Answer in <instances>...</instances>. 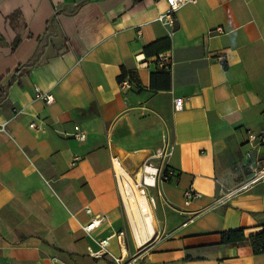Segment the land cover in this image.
<instances>
[{
	"label": "crops",
	"instance_id": "0c3cea01",
	"mask_svg": "<svg viewBox=\"0 0 264 264\" xmlns=\"http://www.w3.org/2000/svg\"><path fill=\"white\" fill-rule=\"evenodd\" d=\"M166 8L164 0H0V264H116L119 256L264 264L248 241L225 244L220 235L264 230V179L225 197L264 165V146L248 141L264 132V0L186 3L170 36L157 20ZM161 52L170 69L156 67ZM35 87L53 101L36 98ZM141 113L169 123L167 161L178 176L144 187L155 232L137 249L111 156L141 180L163 144L159 136L149 146L123 143L136 141L122 133ZM77 126L86 140L74 138ZM189 187L201 197L185 205ZM96 214L105 220L86 232ZM119 230L134 251L112 236Z\"/></svg>",
	"mask_w": 264,
	"mask_h": 264
},
{
	"label": "built area",
	"instance_id": "2783aa9c",
	"mask_svg": "<svg viewBox=\"0 0 264 264\" xmlns=\"http://www.w3.org/2000/svg\"><path fill=\"white\" fill-rule=\"evenodd\" d=\"M167 4L166 10L160 12L157 17V20L161 22V24L166 28L168 36H170L173 32L175 26V12L189 2H195L196 0H164ZM216 32L222 33L223 29L221 27H217L215 29ZM218 60L223 64L224 63V56H218ZM154 62L157 68L159 69H170L173 62L171 55L168 52H161L154 55ZM121 88H126L130 86V81L126 77L120 82ZM35 96L36 98H40L44 100L47 104L53 101V96L49 93L41 91L38 87H35ZM183 106V98L177 97L174 99V108L176 110L181 109ZM21 110L13 109V113L11 117H16ZM6 122L0 123V131L5 129ZM30 128L38 129L39 127L34 123H29ZM74 138L78 141H84L87 138V134L80 130L77 126L74 132ZM248 141L251 142L253 145L257 146H264V132L261 133H249L248 134ZM173 147L169 144V142L163 141V144L155 149L153 154H151L143 163L141 167V180H133L131 174L127 172V170L123 167L122 162L120 159L112 155L111 156V166L115 177L117 179L119 190L121 193L122 201L124 204L120 182H130L132 180L134 185L138 188H141L144 191V187L146 186H155L157 181H168L172 178H176L178 173L169 166L167 159L172 154ZM76 158L72 161L74 163ZM158 161V163H155ZM264 179V165L260 166V168H256L253 170L251 176L246 179L245 181L241 182L231 190H229L225 197H231L235 194L247 191L251 188L253 184L258 182L259 180ZM201 197V193L195 190L192 187H189L184 190L183 198L184 204L189 205L192 201L199 199ZM125 207V205H124ZM87 212H90V209H86ZM105 220V216L101 214H96L92 217L90 222L83 226L86 232H90L93 228L100 225ZM192 219L190 218V221ZM112 236L116 237L118 244L123 248L125 246V231L119 230L115 232ZM110 237H107L99 242L100 246L104 248L109 241ZM105 252V251H104ZM116 264H136L135 259L133 257L124 258L123 256L113 257Z\"/></svg>",
	"mask_w": 264,
	"mask_h": 264
},
{
	"label": "bare ground",
	"instance_id": "6f19581e",
	"mask_svg": "<svg viewBox=\"0 0 264 264\" xmlns=\"http://www.w3.org/2000/svg\"><path fill=\"white\" fill-rule=\"evenodd\" d=\"M125 209L139 245H143L154 235V218L144 191L130 182H120Z\"/></svg>",
	"mask_w": 264,
	"mask_h": 264
},
{
	"label": "rangeland",
	"instance_id": "374dc122",
	"mask_svg": "<svg viewBox=\"0 0 264 264\" xmlns=\"http://www.w3.org/2000/svg\"><path fill=\"white\" fill-rule=\"evenodd\" d=\"M148 116H149L148 113H141L140 116L135 117L134 120H131L134 122V125L131 122L124 124L125 127L122 133L124 138L128 139L130 136L131 137L134 136V138L136 137L135 142H123L124 144H126L130 148L137 147V146H149L154 143L152 142V140L156 139L157 136L160 137V140L162 142L163 141L170 142L171 129H170L169 123L167 122L161 125L159 121L154 120ZM130 124H132L133 131H131ZM116 137H117V134H116ZM112 143H118V142H112ZM129 181L132 185H134L132 180H129ZM150 240L144 243L143 245H138L137 249H141L143 248V246H146L150 242ZM133 244L134 243L130 235L128 234V236L125 238V246L128 252L134 251ZM134 253L135 252H132V254ZM132 254L129 253V255H132Z\"/></svg>",
	"mask_w": 264,
	"mask_h": 264
},
{
	"label": "trees",
	"instance_id": "16d2710c",
	"mask_svg": "<svg viewBox=\"0 0 264 264\" xmlns=\"http://www.w3.org/2000/svg\"><path fill=\"white\" fill-rule=\"evenodd\" d=\"M17 13L13 14V16ZM18 43V40L15 41L14 46ZM33 62V59H30L26 64ZM125 75L123 70L122 76ZM121 77L119 79H121ZM221 242L225 244H235L237 242L248 241L254 253H264V230L246 235L243 229L227 230L221 232Z\"/></svg>",
	"mask_w": 264,
	"mask_h": 264
}]
</instances>
